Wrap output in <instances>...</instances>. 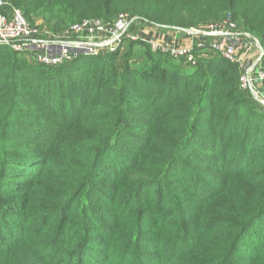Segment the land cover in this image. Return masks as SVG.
<instances>
[{
    "label": "trees",
    "instance_id": "trees-1",
    "mask_svg": "<svg viewBox=\"0 0 264 264\" xmlns=\"http://www.w3.org/2000/svg\"><path fill=\"white\" fill-rule=\"evenodd\" d=\"M257 1L237 13L264 37ZM19 56L0 46V264H264V108L237 64L126 40L53 68Z\"/></svg>",
    "mask_w": 264,
    "mask_h": 264
},
{
    "label": "built area",
    "instance_id": "built-area-1",
    "mask_svg": "<svg viewBox=\"0 0 264 264\" xmlns=\"http://www.w3.org/2000/svg\"><path fill=\"white\" fill-rule=\"evenodd\" d=\"M135 24L148 26L135 17L121 14L112 23L84 20L65 28L58 35H45L39 33L8 0H0V46L17 54L30 55L37 64L46 68L59 67L80 55L95 57L114 53L125 40L142 41L140 34L131 32ZM176 34L196 39V42L188 46H176L149 41L150 51L172 60H182L191 66L198 62L199 49L218 54L238 65L239 88L251 92L264 105L261 91L264 72L260 66L264 52L259 42L241 33L230 17L195 31L182 30ZM251 53L255 54V58L248 62L246 55Z\"/></svg>",
    "mask_w": 264,
    "mask_h": 264
},
{
    "label": "rangeland",
    "instance_id": "rangeland-1",
    "mask_svg": "<svg viewBox=\"0 0 264 264\" xmlns=\"http://www.w3.org/2000/svg\"><path fill=\"white\" fill-rule=\"evenodd\" d=\"M30 1V3L33 2L37 10H34L36 12L29 13V15H27L25 19L34 28H37L39 33L45 35H58L64 30L62 29L56 32L52 31L51 27L55 24H58V27L62 28L63 25L76 21L78 22L82 19H97L105 17L116 18L117 16L124 14L131 17H135L137 21L148 24L147 27H145L144 25L135 24L131 30L133 34L138 33L140 35H146L152 32V39L149 41L171 44L162 39H159V37L161 36V31H163L161 29H172L173 31L175 30L176 33L177 31L180 32L182 30L195 31L209 23L217 22L227 17H230L241 33L249 35L252 39H256L259 42L261 49L264 50V37H259L257 36V33L250 31L248 29L249 27L245 25V21L237 13V11L239 12L241 10V7L244 3H253L256 0H246L247 2H243V0H235L233 10L232 8L228 7L229 5L227 2L223 3V1L221 0H118L112 5H110L111 7L108 8L107 13H104V9L101 6V0ZM255 7L256 12L260 11L262 13V15L259 17V21L264 20V0H258ZM19 10L22 11L21 8H19ZM2 11L6 12L5 9H3ZM234 12H236V14ZM189 40L191 44H195L196 42V39ZM125 50L126 49H121L118 60L116 62L117 65H120V61L125 55ZM138 54L130 58L129 63L134 61H137L135 63H140L141 60ZM22 55H24V57L19 56L22 62H26L27 64L29 63L33 66L40 67L39 64L35 62L33 57H30V55L27 54ZM213 55L215 54L209 52L206 49H199L197 51V56L200 57L198 58L197 63H200L201 66L204 67L206 65V62H208ZM168 58L169 57L166 58L159 56L156 59L167 62L170 61L172 63L176 62V64H180L181 62L185 65H189L183 62L182 60L171 61ZM254 58L255 56L251 60L248 59V62H252ZM261 91L264 96V89L261 88ZM249 93L251 94L252 99L259 106L264 108V105L258 102L251 92ZM132 121L134 122V124H137L139 130H142L143 132L147 130V128L150 126H143V118L136 117ZM202 167L203 166L201 165L195 168L199 169ZM214 171L215 170L208 171L206 174L208 176H212L211 173H213ZM229 181L232 184V190H234L235 192H239L237 191V189H240L242 191H247L249 194H251L252 184L248 185L245 182V178H243L242 176L231 177V180ZM193 203L194 200L191 199L188 207H191Z\"/></svg>",
    "mask_w": 264,
    "mask_h": 264
},
{
    "label": "crops",
    "instance_id": "crops-1",
    "mask_svg": "<svg viewBox=\"0 0 264 264\" xmlns=\"http://www.w3.org/2000/svg\"><path fill=\"white\" fill-rule=\"evenodd\" d=\"M161 30H163V31H161V36L159 37L160 40L162 39V40L169 42V43L176 45V46H188L190 43L189 39H187L186 37H182L179 34H176L175 31H173L172 29L166 28V29H161ZM156 38H157V36H156ZM141 39L143 42L148 43L149 40L152 39V32H150L146 35L145 34L141 35ZM254 56H255V54H252V53L249 55H246V57L249 60H251Z\"/></svg>",
    "mask_w": 264,
    "mask_h": 264
}]
</instances>
